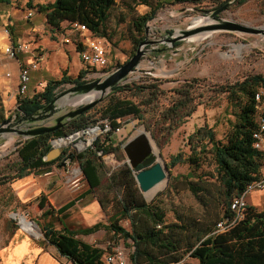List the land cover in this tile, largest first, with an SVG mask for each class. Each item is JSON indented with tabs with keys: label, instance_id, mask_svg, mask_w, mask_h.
Instances as JSON below:
<instances>
[{
	"label": "trees",
	"instance_id": "16d2710c",
	"mask_svg": "<svg viewBox=\"0 0 264 264\" xmlns=\"http://www.w3.org/2000/svg\"><path fill=\"white\" fill-rule=\"evenodd\" d=\"M133 1L152 7L150 13L139 15L132 21L137 34L133 44L138 49L145 40L148 23L165 5L163 1L201 4L207 0H163L155 7L150 0ZM245 2L247 0H241V3ZM1 3H9V0H0ZM115 5L116 0H55L50 4L39 5L38 12L45 15L47 25L53 29L61 28L63 23L71 26L78 23L85 25L96 36L111 40L108 21ZM78 45L80 52L83 50L81 41ZM87 73L88 69L82 70L77 78L64 74L59 80H49L43 91L19 97L17 113H39L53 101L61 86L86 83ZM161 82V79L156 78L155 83L151 84L132 81L114 87L101 109V119L111 123L112 131L104 140L99 138L93 148L82 153L65 150L60 158L49 162L45 160L53 149V140L69 137L96 125L98 119H94L92 109L56 131L21 140L16 150L17 160L8 165V176L1 179L0 184L23 179L34 173L48 174L66 161L80 165L89 187L87 192L60 209L51 205L46 194H41L37 201L38 207L44 210L43 216L58 217L62 221L63 215L89 194H93L104 211L119 216L109 226L98 223L77 231L65 227L57 230L52 222L44 226L38 223L45 240L75 264H103L105 251L83 242L77 236L94 234L104 228L132 248L129 255L132 264H178L186 256L197 260L198 264H264V210L250 205L243 220L226 232L215 233L219 222L233 219V199L243 195L250 184L261 179L264 155L255 147L254 135L258 130L255 94L259 88L264 89V76L257 74L221 87V91L227 94L229 104L238 109L234 112L236 120L231 124V131L225 140L217 139L215 129L206 124L188 137L186 146L189 153L180 151L170 159L168 167L189 164L192 168L189 174L176 178V181L183 182L185 189L191 192L200 205L201 212L191 207L174 209L175 221L168 222L167 210L161 203L157 199L147 201L139 189L135 172L141 170L142 166L134 170L126 163L106 178L107 167L103 156L118 150L111 146V135L120 128L121 119L132 116L140 120L154 138L160 133L169 140L202 104L197 101L194 84L186 83L174 90L176 98L168 105H160L161 95L166 94L160 87ZM6 119V110L0 97V124ZM67 140L61 139L56 143L60 146ZM206 164L214 167L213 171L199 173ZM122 220H128L130 228L123 227L120 224Z\"/></svg>",
	"mask_w": 264,
	"mask_h": 264
},
{
	"label": "rangeland",
	"instance_id": "374dc122",
	"mask_svg": "<svg viewBox=\"0 0 264 264\" xmlns=\"http://www.w3.org/2000/svg\"><path fill=\"white\" fill-rule=\"evenodd\" d=\"M54 1L9 0V3L0 5V26L9 40L5 46H0V64L12 61L11 69L14 72L18 71V66L20 71L21 65L29 66L32 69L28 92L22 97L33 95L30 91L33 86L36 87V90L43 91L47 83L41 85L40 82L35 81V78L41 74L37 80L43 78L59 80L64 74L77 78L82 70H87L78 54V44L81 37L74 25L63 23L61 28L53 29L43 21L46 20L45 15L38 12L39 5L50 4ZM150 1L155 7L158 2L163 0ZM163 2L165 5L158 10L155 18L147 25L148 34L145 36L147 44L143 48L146 54L139 67L123 84L132 81L151 84L155 83L156 78H159L162 81L160 87L166 91V94L160 97V105H168L176 98L174 92L176 88L186 83H193L194 91L198 95L197 101L202 104L187 122L170 136L169 140L160 133H157L156 138H154L152 132L147 130L140 120L134 119L132 116L121 119L120 131L117 130L111 135L113 141L111 146L118 148V150L104 155L103 160L107 167L106 178H108L127 162L123 145L139 133L145 132L154 145L159 161L167 168L169 179L162 185L160 184V187H156L154 192L152 190L148 194H143V197L149 202L157 199L167 210V221L173 222L175 221L174 209L191 207L195 211L201 212V207L191 192L185 189L183 182L176 181V178L189 174L192 168L189 164L168 167L171 157L180 151L189 153V148L186 146L188 137L196 129L206 124L215 129L217 139L225 140L231 131V124L236 120L234 112L238 109L235 108V105L229 104L227 94L221 91V87L233 85L257 74L264 76V36L227 30L207 31L190 36L183 35V32L215 23V17H213L215 11L226 5L228 6L216 16V19L229 20L253 28H264V0H247L245 3H241V0H220L219 2L207 0L201 4ZM30 10L34 11V15L28 19L27 13ZM151 11L152 7L145 4H135L133 0H116V5L112 9L108 21V33L111 35V40L103 38L110 61L115 67L122 66L136 54L138 49L133 44V39L137 34L132 26V21L137 16ZM9 15L10 21L7 20ZM12 19L13 26L11 25ZM36 25H39V28ZM12 27L14 31L11 30ZM203 35L205 37L202 38ZM13 37L17 38L16 44ZM8 45L23 47V50L18 53L19 59H12L6 54ZM17 60H20L21 64L18 63L17 65ZM97 78H99L97 75L88 70L85 80L88 82ZM76 86L65 84L59 88L58 95ZM110 94L111 91L92 108L91 113L94 115V119H98L97 125L105 126L107 124L111 132V123L106 119H101V109L106 104ZM122 96L126 97V94ZM0 97L7 118H14L17 115L19 95L16 96L13 104L8 102L7 90H0ZM69 109H73V106H70ZM107 134L99 136V138L104 140ZM16 137L14 140L11 139L0 144V180L8 176L6 170L8 165L17 160L16 150L23 139L19 136ZM76 143L77 141L63 147V150L76 153ZM56 168L60 169L62 173L67 172L72 176L78 175L75 187H81L80 191L84 192L89 188L78 163L69 162L63 168L62 165L56 166ZM213 169L214 167L206 164L199 173L203 171L212 172ZM32 175L40 180L43 186V176L38 173ZM63 181L59 182L56 186L57 189L55 188V193L52 195L46 187L40 191L36 181L32 186L40 189L37 197L46 194L58 207L69 200L67 187ZM24 191H17L15 181L0 184V244L5 243V239L2 238L3 234H8L12 229L23 227L22 218L35 222L37 225L36 229L33 230L42 233L38 223L43 225L48 218H44L43 212L38 207L37 197L24 198L21 194ZM256 192L261 194V199L255 202L254 200L257 199L253 197L252 192L248 196L247 202L260 211L264 210V189L256 190ZM87 198L90 199V196ZM91 198H95L93 194ZM94 205L79 209L78 212L74 210L70 219L62 221L64 226L88 224L91 227L98 224L99 216L103 215L101 210L94 211L92 208ZM97 206L100 208L99 204ZM95 209L97 208L95 207ZM118 216L117 213L110 215L111 221H115ZM55 218H52L54 225L56 223ZM120 224L125 228H130L128 220H122ZM124 249L128 263L132 264L129 256L132 248L126 246ZM181 264H197V262L185 261Z\"/></svg>",
	"mask_w": 264,
	"mask_h": 264
},
{
	"label": "water",
	"instance_id": "95a60500",
	"mask_svg": "<svg viewBox=\"0 0 264 264\" xmlns=\"http://www.w3.org/2000/svg\"><path fill=\"white\" fill-rule=\"evenodd\" d=\"M228 6V5H226ZM222 7L215 11V23L203 25L192 31H184L183 35L190 36L200 34L202 32H214L219 30H227L229 32H241L245 34L264 36V28H253L245 24L230 22L229 20L216 19V16L226 7ZM148 27H146V35ZM147 42L139 46L136 54L130 58L125 64L117 67L110 73L99 77L93 81H88L82 85L76 86L69 91L58 95L44 109L34 115H22L17 113L14 118L8 117L0 124V144L2 142L15 139L16 136L27 140L38 135L49 133L60 129L64 124L69 123L78 116L91 110L102 99L108 95L112 89L123 84L129 76L139 67L142 58L145 56L143 50ZM92 93L99 96L86 103H78V101ZM73 106V109H69ZM68 137L56 140L67 139ZM123 151L127 159V164L132 169L139 166L143 168L136 172L135 178L142 194H148L163 182L169 179L167 168L159 161L154 146L149 136L143 132L129 140L123 145ZM62 148L53 146V149L45 157L46 161H52L63 155ZM68 162H63L62 167Z\"/></svg>",
	"mask_w": 264,
	"mask_h": 264
},
{
	"label": "crops",
	"instance_id": "0c3cea01",
	"mask_svg": "<svg viewBox=\"0 0 264 264\" xmlns=\"http://www.w3.org/2000/svg\"><path fill=\"white\" fill-rule=\"evenodd\" d=\"M1 4H6V3H1ZM7 20L8 21L11 20L10 15L8 16ZM43 21L46 22V20H43ZM13 24H14V22L12 19L11 25L13 26ZM36 27L39 28V25H36ZM11 30L14 31L13 27L11 28ZM7 38H8L7 35L1 29V26H0V46L3 47L9 42V40ZM13 38H14V42L16 44L17 38H15V37H13ZM78 54L80 57V52H78ZM18 59H19V57H18ZM80 60H81V57H80ZM81 62H82V64H84V62L82 60H81ZM11 63H12V61L0 64V90L1 91H6V90L8 91V95H9L8 102L10 104H13L14 99H16V96H17L20 71H19V66H18V71L14 72L11 69ZM18 63L21 64V61L17 60V65H18ZM85 67L87 69L86 65H85ZM8 73L11 74L10 77L7 76ZM36 73H40V72H36ZM41 75L37 76L35 78V81L40 82L39 84H41V85H45L49 80L53 79V78H50V79L46 80L45 78H43V79L37 80L39 77H41ZM30 91L33 93V95L36 92H40L39 90H36L35 86H33V88ZM40 176H43V178H44L43 179L44 180L43 186H42V183L40 182V180H37L34 175H29L23 179H19V180L15 181L17 191L20 192V191L25 190L24 192L21 193L23 195V197L28 198L29 196H31L33 198V197H37V195L40 193V191H42L43 187H46L49 189L50 195H52L55 193V191L57 189L56 186L59 184V182L64 180L63 182L65 183V185L67 187V192L69 194V200L60 204L58 207H56V204H54L52 202V200L49 198L51 205L53 207H55L56 209H60L61 207H63L67 203L79 198L81 195L86 193L88 190L87 189L86 191L83 192V191H80L82 189L81 187H75V186L70 187L68 185V180L70 179V177L72 175H70V173H67V172L62 173V172H60V169H58L56 167H54L52 169V172H50L48 174H40ZM35 181L38 182L41 190L37 187L33 188L32 184H34ZM260 195L261 194L256 192V191L253 192V197L257 199V200H254L255 202H258L261 199ZM89 196H90V199L87 198ZM91 197H92V194H89V195L85 196L84 198H81L80 200H78L76 202V204L63 215L62 221L70 219L72 212H74V210H75V212H78L79 209H84V208H87L91 205L93 206V204H95L94 207H92L94 209V211L101 210V214L103 215V216H101V215L99 216L100 217L99 222L106 225V226H109L111 224L110 215H112L114 213L104 211L102 209L100 203L97 201V199L91 198ZM96 204L97 205L99 204L101 209ZM48 207H46V209ZM95 207L97 209H95ZM41 211L44 212L43 210H41ZM44 218H46V217H44ZM47 218L48 219L46 220V222L43 225L41 224L42 226L47 225L50 222H52L53 217H47ZM87 218L90 219L89 217H87ZM55 219H56V221H55L56 223H55L54 227L57 230L63 229L65 227L63 222L61 220H59L58 217H56ZM57 220H59V221L57 222ZM99 222H97V223H99ZM30 224L32 225L33 229L36 228V226L31 221H30ZM92 225H94V224H92ZM89 226L90 225H88V224L83 225V226L74 225L72 227H65V228L72 230V231H77V230H81L83 228H87ZM77 237L89 245H92L94 247H97L99 249L104 250L105 254L114 251L116 248H125L126 247L124 240L120 239L118 236H115L113 232H111L110 230H107L106 228L101 229L94 234L79 235ZM2 238L5 239V243L0 244V264H75L68 257L61 255L59 253L58 249L54 245L50 244L47 240H45L42 233L41 234L40 233L35 234L30 230L19 228V229L10 230L8 232V234H3ZM185 261H193V262H197V264H198L197 260H195L189 256H186L178 264L184 263Z\"/></svg>",
	"mask_w": 264,
	"mask_h": 264
},
{
	"label": "built area",
	"instance_id": "2783aa9c",
	"mask_svg": "<svg viewBox=\"0 0 264 264\" xmlns=\"http://www.w3.org/2000/svg\"><path fill=\"white\" fill-rule=\"evenodd\" d=\"M34 15V11L30 10L27 13V18L30 19ZM74 28L77 30L81 37V43L83 45V50L80 51L81 60L87 66V69L90 72H93L98 77H102L114 69H116L115 65H113L110 61L109 52L107 50L106 43L103 38H100L89 31V29L82 24L75 23ZM23 50V47L16 45H8L6 48V54L12 58H18V53ZM31 68L29 66L20 67L19 74V86L17 95L22 97L28 92V84L30 83V73ZM8 77L11 76L10 73L7 74ZM255 99L257 101V123L258 130L254 135L255 139V147L264 155V89L258 90L255 94ZM97 130V135L93 138L89 137L92 131ZM112 130V128H111ZM120 131V128L116 129V131ZM115 131V132H116ZM110 127L109 125L100 126L93 125L91 127H87L83 130H80L69 137H73L77 135V143L75 144L76 153H82L89 148L94 147V143L99 139V136L109 133ZM114 132V133H115ZM68 137V138H69ZM57 140L52 141V146H55V142ZM74 143V142H73ZM81 147H78V145ZM63 149V148H62ZM101 154V153H100ZM77 175H73L68 180V185L76 186ZM264 189V166L261 168V179L260 181H256L250 184L243 195H240L233 199L231 204V209L235 212L233 219L221 221L217 225V230L215 233L226 232L230 230L233 226L236 225L238 221L244 219L245 215H247L248 207L250 206L247 202L248 196L254 191H261ZM34 225L35 222L32 221ZM22 228V227H21ZM33 233L37 234L38 232L35 230H30ZM103 264H129L128 257L124 248H116L114 251L107 253L103 256Z\"/></svg>",
	"mask_w": 264,
	"mask_h": 264
},
{
	"label": "bare ground",
	"instance_id": "6f19581e",
	"mask_svg": "<svg viewBox=\"0 0 264 264\" xmlns=\"http://www.w3.org/2000/svg\"><path fill=\"white\" fill-rule=\"evenodd\" d=\"M201 24V23H200ZM199 27H201V26H199ZM199 27H196V28H199ZM193 29H195V28H193ZM206 35V34H205ZM205 35H203L202 36V38L203 37H205ZM99 96V94H97V93H92V94H90V95H88V96H86V97H83V98H81L79 101H78V103H86V102H90L91 100H94V99H96L97 97ZM143 133V132H142ZM140 134V133H139ZM138 134V135H139ZM97 135V130H94V131H92L91 132V134L89 135V137H91V138H93L94 136H96ZM68 140L66 141V143L65 144H63V145H58L56 142L58 141H56L55 142V144H56V146L57 147H59V148H63V147H67V146H69L70 144H72L73 142H75V140L77 139V135L76 136H73V137H69V138H67ZM80 145V144H79ZM78 145V146H79ZM21 222H22V228L23 229H26V230H33V227H32V225L30 224V221H28V220H26V219H24V218H22V220H21ZM36 226V225H35ZM36 229V228H35ZM36 231V230H35Z\"/></svg>",
	"mask_w": 264,
	"mask_h": 264
}]
</instances>
